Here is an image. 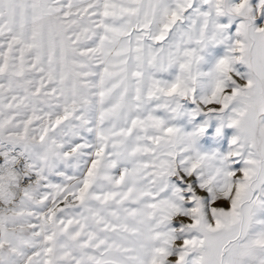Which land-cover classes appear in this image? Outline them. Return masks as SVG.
Returning <instances> with one entry per match:
<instances>
[{
  "label": "snow or ice",
  "instance_id": "obj_1",
  "mask_svg": "<svg viewBox=\"0 0 264 264\" xmlns=\"http://www.w3.org/2000/svg\"><path fill=\"white\" fill-rule=\"evenodd\" d=\"M0 264H264V0H0Z\"/></svg>",
  "mask_w": 264,
  "mask_h": 264
},
{
  "label": "rangeland",
  "instance_id": "obj_2",
  "mask_svg": "<svg viewBox=\"0 0 264 264\" xmlns=\"http://www.w3.org/2000/svg\"><path fill=\"white\" fill-rule=\"evenodd\" d=\"M229 132H231V130H228ZM204 147L208 150H211L213 147H215V145L212 143V141L208 138H206L203 141Z\"/></svg>",
  "mask_w": 264,
  "mask_h": 264
}]
</instances>
